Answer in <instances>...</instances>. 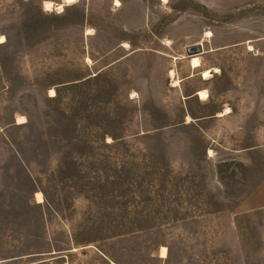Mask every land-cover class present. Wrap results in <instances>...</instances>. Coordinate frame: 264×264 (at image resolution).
<instances>
[{"label":"rangeland","instance_id":"rangeland-1","mask_svg":"<svg viewBox=\"0 0 264 264\" xmlns=\"http://www.w3.org/2000/svg\"><path fill=\"white\" fill-rule=\"evenodd\" d=\"M48 1L0 0V264H264V0Z\"/></svg>","mask_w":264,"mask_h":264},{"label":"bare ground","instance_id":"bare-ground-1","mask_svg":"<svg viewBox=\"0 0 264 264\" xmlns=\"http://www.w3.org/2000/svg\"><path fill=\"white\" fill-rule=\"evenodd\" d=\"M78 1L79 0H64V4H60V5H56L54 2H49L48 1V2H45L44 7H45V10L48 11V12L53 11V10H57L59 12H63L66 7L73 6L76 3H78ZM164 1L168 2V0H164ZM116 6H121V2L119 0L116 1ZM90 32H92V31H90ZM90 34H92V33H90ZM205 37L206 38H212L213 34L211 32H208ZM2 44H6V37L5 36H1L0 37V45H2ZM199 45H201V44H199ZM124 47L128 49V48H130V45L128 43H126ZM251 49H252V46H251ZM191 67L193 69L202 68L201 58L196 56V55L192 56L191 57ZM212 72L213 73H219L220 70L219 69L212 70V71H210V74H213ZM171 75L174 78L176 77V73H175L174 70L171 71ZM174 84H175V86H180L181 80H175ZM50 95H51V97H56V91L54 89L51 90ZM197 96H199L201 98V100H203V101L208 100V98H209V95H208L207 91H199ZM230 113H231V109H228L225 114L222 113L220 116L228 115ZM24 119L25 118H23V117L20 118L19 119V123L20 124L25 123ZM189 120H191V119H189ZM36 197H37L39 203H44L45 202V199H44V196H43L42 193H37ZM161 257L163 259H166L168 257L167 248H163L162 249V256Z\"/></svg>","mask_w":264,"mask_h":264},{"label":"water","instance_id":"water-1","mask_svg":"<svg viewBox=\"0 0 264 264\" xmlns=\"http://www.w3.org/2000/svg\"><path fill=\"white\" fill-rule=\"evenodd\" d=\"M198 54H204V46L201 45H196V46H192L188 49V55L194 56V55H198Z\"/></svg>","mask_w":264,"mask_h":264},{"label":"crops","instance_id":"crops-1","mask_svg":"<svg viewBox=\"0 0 264 264\" xmlns=\"http://www.w3.org/2000/svg\"><path fill=\"white\" fill-rule=\"evenodd\" d=\"M194 70H197V69H194ZM199 97V96H198Z\"/></svg>","mask_w":264,"mask_h":264}]
</instances>
